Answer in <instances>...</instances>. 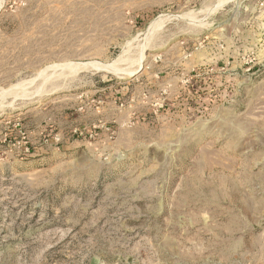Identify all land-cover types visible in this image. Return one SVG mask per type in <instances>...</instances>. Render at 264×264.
<instances>
[{"label": "rangeland", "instance_id": "obj_1", "mask_svg": "<svg viewBox=\"0 0 264 264\" xmlns=\"http://www.w3.org/2000/svg\"><path fill=\"white\" fill-rule=\"evenodd\" d=\"M0 264H264V0H0Z\"/></svg>", "mask_w": 264, "mask_h": 264}, {"label": "bare ground", "instance_id": "obj_2", "mask_svg": "<svg viewBox=\"0 0 264 264\" xmlns=\"http://www.w3.org/2000/svg\"><path fill=\"white\" fill-rule=\"evenodd\" d=\"M173 16H174V15H173ZM157 21H158V20H157ZM153 24H154V23H153ZM155 24H156V22H155ZM152 27H153V26H152ZM154 27H155V26H154ZM154 27H153V28H154ZM158 27H159V26H158ZM153 28H151V30H152ZM154 29H155V28H154ZM154 29H153V30H154ZM151 32H152V31L148 32V34L151 33ZM70 63H72V62H70ZM70 63H69V64H70ZM96 64H97V63H96ZM86 65H88V64H86ZM98 65L101 66L102 64H98ZM98 65H97V66H98ZM84 66H85V65H84ZM94 66L97 68L96 65H94ZM102 66H103V65H102ZM103 67H104V66H103ZM106 67H107V66H106ZM110 67H112V66H110ZM98 68H100V67L98 66ZM104 69H105V68H104ZM124 72H125V71H124ZM131 73H132V71H131L129 74H131Z\"/></svg>", "mask_w": 264, "mask_h": 264}]
</instances>
